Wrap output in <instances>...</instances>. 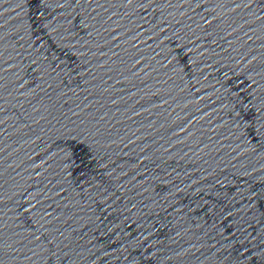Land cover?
I'll use <instances>...</instances> for the list:
<instances>
[{
  "label": "water",
  "instance_id": "1",
  "mask_svg": "<svg viewBox=\"0 0 264 264\" xmlns=\"http://www.w3.org/2000/svg\"><path fill=\"white\" fill-rule=\"evenodd\" d=\"M0 264H264V0H0Z\"/></svg>",
  "mask_w": 264,
  "mask_h": 264
}]
</instances>
